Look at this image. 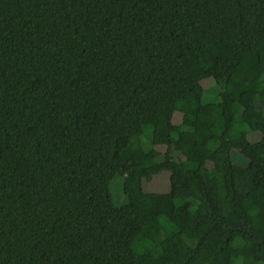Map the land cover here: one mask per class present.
I'll use <instances>...</instances> for the list:
<instances>
[{"label":"trees","instance_id":"1","mask_svg":"<svg viewBox=\"0 0 264 264\" xmlns=\"http://www.w3.org/2000/svg\"><path fill=\"white\" fill-rule=\"evenodd\" d=\"M260 117L264 0H0V264H264Z\"/></svg>","mask_w":264,"mask_h":264},{"label":"rangeland","instance_id":"2","mask_svg":"<svg viewBox=\"0 0 264 264\" xmlns=\"http://www.w3.org/2000/svg\"><path fill=\"white\" fill-rule=\"evenodd\" d=\"M247 48H254L256 46V42L252 40H248L246 42ZM209 90V91H208ZM205 96L207 98H214L215 93L213 91V85L208 84V89H205ZM262 120L264 122V117L258 118V121ZM181 147V146H180ZM237 161L240 162L245 167V172L241 176V184L247 185L250 176L254 173V171L258 168V166L253 162L252 160V153L251 151L242 145H237ZM147 190H149L151 193H153V196H155L158 192L167 191L169 189V176L167 172H163L160 176H157L153 181L146 184ZM151 196V197H153ZM150 197V199H151ZM151 210H153L151 208ZM152 213V211H151ZM174 220L178 225H180L182 228L186 227L188 225V222L186 219H184L181 216L174 217ZM210 237L217 243H222L226 240L227 237V231L220 225L214 227L210 233Z\"/></svg>","mask_w":264,"mask_h":264}]
</instances>
